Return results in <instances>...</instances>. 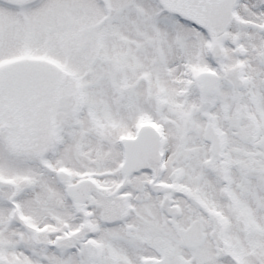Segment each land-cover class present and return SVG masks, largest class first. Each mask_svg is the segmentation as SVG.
I'll use <instances>...</instances> for the list:
<instances>
[{"label": "snow or ice", "instance_id": "6c2138e0", "mask_svg": "<svg viewBox=\"0 0 264 264\" xmlns=\"http://www.w3.org/2000/svg\"><path fill=\"white\" fill-rule=\"evenodd\" d=\"M0 264H264V0H0Z\"/></svg>", "mask_w": 264, "mask_h": 264}]
</instances>
